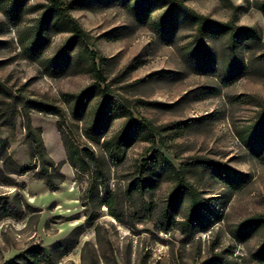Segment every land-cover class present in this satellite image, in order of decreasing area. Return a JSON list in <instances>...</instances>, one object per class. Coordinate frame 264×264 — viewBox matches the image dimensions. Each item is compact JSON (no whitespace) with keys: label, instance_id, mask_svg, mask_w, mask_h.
<instances>
[{"label":"rangeland","instance_id":"1","mask_svg":"<svg viewBox=\"0 0 264 264\" xmlns=\"http://www.w3.org/2000/svg\"><path fill=\"white\" fill-rule=\"evenodd\" d=\"M175 1L257 33V39L240 40L241 67L233 79L225 76L227 52L221 35L207 41L213 65L207 72H198L188 61L195 33L189 22L179 24L166 39L152 24L137 21L119 2H100L71 13L92 36L91 48L110 57L104 68L116 94L126 99L135 118L158 128L156 146L177 169L183 166L191 186L216 215L206 210L210 221L204 228L187 220L183 208L166 215L175 187L166 174L151 175L154 182L145 197L139 191L127 193L125 184L134 164H142L151 153V142L145 139L128 148L123 164L107 165L111 204L121 219L111 214L102 200L100 181L92 186L93 168L78 172L68 160L60 116L33 105L56 106L70 118L63 94L79 92L90 84L87 66L77 62V48L63 69L55 71L50 65L70 36L63 25H49L44 35L49 41L41 55L28 51L47 0H26L22 12L14 11L17 0H4L0 4V81L15 96L30 102L31 122L41 129L50 156L62 162L64 180L58 189L50 190L32 172L8 177L0 161V264L34 245L47 246L51 253V260L41 264H210L219 258L247 264L264 244V230L244 242L232 235L240 222L264 214V150L255 155L241 136L264 112V12L257 6L264 0ZM163 11L158 9L153 18H160ZM10 102V97L0 94V140H6L13 158L26 164L25 119L20 106L13 120L4 112ZM74 122L75 141L92 146L82 135L83 122ZM123 122L124 117L116 118L111 131ZM95 147L103 152L101 144ZM212 164L240 171L243 181L236 187L230 185ZM9 178L24 185L6 184Z\"/></svg>","mask_w":264,"mask_h":264},{"label":"trees","instance_id":"2","mask_svg":"<svg viewBox=\"0 0 264 264\" xmlns=\"http://www.w3.org/2000/svg\"><path fill=\"white\" fill-rule=\"evenodd\" d=\"M26 0H17V7L14 11H23V4ZM46 9L39 25V31L35 40L27 47L33 54L41 55L48 44V37L44 36L50 24L63 25L70 36L62 46L57 60H52L50 65L59 71L71 61L72 51L77 48L76 59L79 64L87 66L86 71L91 75L90 84L79 92H67L63 94L64 101L68 104L70 118L66 117L60 108L39 102H34V107L44 109L48 112L57 113L60 116V131L67 149V157L77 171L90 172L92 186L99 180L102 187V200L106 203L117 219H121L117 211L113 210L111 199L113 191L110 184V174L107 165H121L127 157V150L138 139H145L151 142L148 150L150 155L143 159L142 164L135 163L131 176L126 180L125 188L127 193L133 191L141 192L145 197L147 188L154 182L151 175H167L175 187L171 192L165 208V214L172 210L185 209V217L192 221L197 227H206L209 216L206 210L210 209L198 196L195 188L183 171V166L177 169L170 160L165 157L160 148L156 146L158 128L146 120L134 117L131 109L126 105L125 100L116 94L113 83L109 80L104 65L110 61V57L103 56L93 50L91 45L93 39L90 33L85 30L79 21L72 15L71 10L76 8H91L94 4L121 3L131 15L140 22H148L153 25L155 31L162 37L171 38L179 24L191 23L195 26L193 39L189 44L188 61L198 72H207L213 65L214 54L207 46V41L215 35L224 37V48L227 52L225 76L234 78L240 71L241 64L238 61L237 47L242 38H258L257 33L248 27H236L231 21L221 22L207 17L204 14L191 10L184 4L175 0H47ZM4 0H0L3 4ZM258 8L264 12V1L258 2ZM160 18L154 19L153 14L158 9H163ZM232 68L229 66L233 65ZM224 65V64H223ZM0 94L11 98V102L4 112L13 120L17 108H22L25 119V143L29 162L20 163L8 152L6 140H0V161L3 162L8 177L11 175L22 176L26 173H33L42 179L50 190L59 188L64 180L61 171L62 162H56L48 153L40 128L33 126L30 117L29 103L18 96H15L4 83L0 81ZM142 103H149L142 101ZM156 104V103H155ZM118 117H124L122 126L111 131L113 121ZM74 120L83 122L81 127L82 135L92 143V146H80L73 137ZM245 145L255 155L259 156L264 150V112L260 115L249 130L241 134ZM101 144L103 152L95 145ZM216 174L225 182L236 187L240 185L242 173L235 169L212 164ZM9 185L23 186L24 182H17L9 178L5 182ZM97 188H99L97 186ZM17 196H15L16 198ZM17 199V198H16ZM145 204H150L144 200ZM19 207V201H15ZM216 215L214 210H209ZM8 215H11L8 213ZM91 217V216H90ZM93 219V218H90ZM264 230V214L248 218L240 222L232 232L235 239L240 242L246 241L257 231ZM51 260V253L47 246L34 245L24 252L17 254L7 264H41L42 261ZM264 264V244L260 245L250 256L247 264ZM210 264H232L224 259H216Z\"/></svg>","mask_w":264,"mask_h":264}]
</instances>
